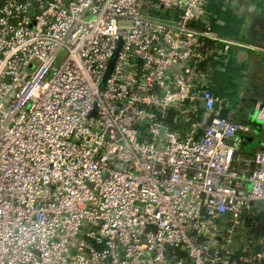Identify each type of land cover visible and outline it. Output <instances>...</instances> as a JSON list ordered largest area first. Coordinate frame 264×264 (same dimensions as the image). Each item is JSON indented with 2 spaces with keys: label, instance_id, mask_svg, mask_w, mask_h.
Returning <instances> with one entry per match:
<instances>
[{
  "label": "built area",
  "instance_id": "1",
  "mask_svg": "<svg viewBox=\"0 0 264 264\" xmlns=\"http://www.w3.org/2000/svg\"><path fill=\"white\" fill-rule=\"evenodd\" d=\"M211 1L0 0V264H237L264 134L219 117L205 65L253 47Z\"/></svg>",
  "mask_w": 264,
  "mask_h": 264
},
{
  "label": "crops",
  "instance_id": "2",
  "mask_svg": "<svg viewBox=\"0 0 264 264\" xmlns=\"http://www.w3.org/2000/svg\"><path fill=\"white\" fill-rule=\"evenodd\" d=\"M207 10L214 32L253 47H232L224 57L205 65L212 91L230 118L254 129L241 145L243 154L252 155L264 134L255 117L257 105L264 106V0H213Z\"/></svg>",
  "mask_w": 264,
  "mask_h": 264
},
{
  "label": "trees",
  "instance_id": "3",
  "mask_svg": "<svg viewBox=\"0 0 264 264\" xmlns=\"http://www.w3.org/2000/svg\"><path fill=\"white\" fill-rule=\"evenodd\" d=\"M176 117V111H169L164 124L171 130L182 129L184 132L188 124L181 125ZM240 222L232 241L231 259L237 264H264V257H256L257 254H264V202L254 203L249 210H245Z\"/></svg>",
  "mask_w": 264,
  "mask_h": 264
},
{
  "label": "rangeland",
  "instance_id": "4",
  "mask_svg": "<svg viewBox=\"0 0 264 264\" xmlns=\"http://www.w3.org/2000/svg\"><path fill=\"white\" fill-rule=\"evenodd\" d=\"M121 43H122L121 41L118 42L116 50H115V52L113 54V57H111V59L108 62L106 73H105L104 79L102 81L101 90L104 89L106 80H107V78L109 77V75L111 74V72L113 70V67H114L116 59H117L118 52H119V50L121 48ZM65 56H66V51L63 49V50H61L59 52V54L56 57V61H55L56 65H59L60 63H62L64 61V59H65Z\"/></svg>",
  "mask_w": 264,
  "mask_h": 264
},
{
  "label": "water",
  "instance_id": "5",
  "mask_svg": "<svg viewBox=\"0 0 264 264\" xmlns=\"http://www.w3.org/2000/svg\"><path fill=\"white\" fill-rule=\"evenodd\" d=\"M219 117L222 119H228L230 117L229 110L227 108H222L219 113ZM163 130L164 129H162L161 132H163ZM218 239L220 240V237H218Z\"/></svg>",
  "mask_w": 264,
  "mask_h": 264
}]
</instances>
